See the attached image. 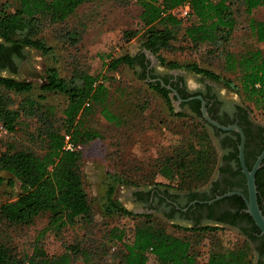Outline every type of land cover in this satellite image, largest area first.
Segmentation results:
<instances>
[{
  "label": "trees",
  "instance_id": "trees-1",
  "mask_svg": "<svg viewBox=\"0 0 264 264\" xmlns=\"http://www.w3.org/2000/svg\"><path fill=\"white\" fill-rule=\"evenodd\" d=\"M92 1L95 0L4 2L0 5V39L7 47H2L1 50L6 52L9 58H22V50L25 48L34 49L43 56L53 57V50L38 38L41 31L46 25L66 22L81 5ZM186 3L189 6L188 22L183 26L184 21L174 16L172 12ZM139 6L142 25L139 52L132 57L108 56L110 60L105 64L106 71H115L121 65L134 70L139 79L144 80L149 88L163 97L169 110L173 112L168 91L158 82L155 84L149 82L150 78H145L138 70V67H143L145 59L143 50H146L168 70L183 68L205 79L222 82L236 93L246 96V99L255 106L264 107V60L258 49L240 56L225 52L227 67L236 69L240 73L238 84L224 80L196 64L180 67L175 63H165L157 56L160 51L173 47L172 44L177 40L180 32L184 43L195 48L227 44L236 29L235 16L239 9H242L248 17L250 31L259 42H264V23L250 18L255 9L264 6V0H139ZM235 6L239 9L234 10ZM12 8L14 9L11 10ZM137 34L136 31L125 33L130 37H135ZM100 77L102 78L99 79ZM106 79L99 74L93 76L75 70L69 79H65L59 76L54 67L46 68L45 82L38 86L40 92L62 94L67 98L62 127L59 129L48 119L51 110L40 103L44 100V96L39 95L37 101L26 98L21 104L15 105L7 95L8 92L28 95L34 89L32 83L0 77L2 90L0 127L7 134H11L16 127L21 126L24 117L37 120L41 118L40 130L34 131L31 136L38 137L43 145L42 155L27 149L7 148L0 152V186L4 183L13 186L17 181L20 188V193L14 201L0 205V225L4 223L8 226H30L37 217L48 214L49 222L45 232L59 233L64 228L75 225L78 220L89 221L91 208L80 176L82 150L64 151L63 144L65 135H69L71 141L78 145L97 138L95 133L84 128L81 122L88 112L86 107L97 106L106 121L113 124L118 122V116L111 110L113 103L105 86ZM176 116L196 119L180 113ZM198 128L199 130L193 131L180 141L179 146L165 158L158 173L168 181V184L159 185L177 191L192 192L210 180L215 169L216 150L206 127L200 123ZM4 173L9 177H3ZM125 184L126 182L117 175L107 176L104 211L107 214L143 218L144 221L134 227L132 239L128 242H123L122 229L113 228L109 231L110 243L122 242L124 252L120 264H147L150 256L157 264H196L197 250L194 242H197L201 234L218 231L221 228L211 226L184 228L170 225L172 229L191 233L190 236H195L196 241L184 236H174L166 232L164 223L161 225L155 222L156 216L135 215L113 198L116 187ZM256 231L258 232L257 229ZM240 235L244 238L247 234L242 232ZM246 237L244 244L238 248L213 247L214 249H210L207 253L205 264H255L254 250L248 242V238L254 239V237L251 235ZM75 253L76 250L67 248L66 252L58 257L48 258L38 246H35L33 253L27 259H22L9 246L0 242V264H70L76 257ZM83 264L96 263L83 259Z\"/></svg>",
  "mask_w": 264,
  "mask_h": 264
},
{
  "label": "rangeland",
  "instance_id": "rangeland-1",
  "mask_svg": "<svg viewBox=\"0 0 264 264\" xmlns=\"http://www.w3.org/2000/svg\"><path fill=\"white\" fill-rule=\"evenodd\" d=\"M6 1L10 0H0V5ZM237 9L239 7L235 6L234 10ZM140 13L139 0H95L85 3L66 22L46 25L38 36L53 50V57L43 56L34 49L22 50L23 62L18 70L11 73L10 78L32 83L34 89L28 95L8 92L7 95L15 105L21 104L26 98L37 101L39 95L44 96L40 103L51 110L48 117L50 123L61 129L67 98L62 94H44L38 86L45 82V70L48 67H54L59 76L65 79H69L75 70L107 78L104 82L113 103L112 113L118 116V122L113 124L106 121L97 106L86 107L88 112L81 120L84 128L97 136L87 143L79 144L83 156L80 176L91 208L89 221L78 220L75 225L66 227L59 233L45 232L49 222L48 214L37 217L30 226H8L1 223L0 242L9 246L19 258L27 259L35 246L48 258H56L66 252L67 248H72L76 250V257L70 264H83V259L96 264H120L124 252L123 245L122 242L110 243L109 231L113 228L122 229L123 242H128L132 239L134 227L142 224L144 219L107 214L104 211L107 176L117 175L126 182L125 185L116 187L113 198L125 209L131 208L132 204L127 197L132 188H151L153 184H168V181L159 175L158 169L165 158L179 146L180 141L193 131L199 130L198 125L202 123L200 120L176 116L178 109L175 103L171 105V112L163 97L149 88L144 80L139 79L134 70L121 65L115 71H106L105 64L110 60L108 56L132 57L139 52V37L142 33ZM172 14L184 21L183 26L187 25L188 17H180L181 13L175 10ZM235 18L236 29L227 44L195 48L184 43L180 32L172 44L173 47L160 51L157 56L165 63H175L180 67L196 64L224 80L238 84L240 73L227 67L225 52L240 56L258 49L264 60V42H259L250 31L248 17L242 9H239ZM250 18L264 23V6L255 9ZM135 31L138 33L135 37L125 35L126 32ZM153 67L157 72L174 71H167L168 69L160 63ZM175 70L194 87L202 77L183 68ZM213 82L219 84L220 92L226 99L241 104L250 111L252 118L264 123V107L255 106L246 96L236 93L222 82ZM1 92L0 89V94ZM22 120L21 126L16 127L13 133L0 134V152L7 148L27 149L42 155V143L38 137L31 136L34 131L40 130L41 118L37 120L24 117ZM212 142L216 150V163L210 179L217 173L221 153L213 139ZM2 176L9 177L5 173ZM19 193L17 181L13 186L2 184L0 205L14 201ZM133 211L135 212H131L135 215L138 212L135 209ZM154 219L161 225L164 223L166 232L196 241L195 236H190L191 233L172 229L170 224L160 217ZM194 244L197 250L196 264H205L210 249L238 248L244 244V238L235 230L221 227L218 231L201 234ZM147 264L157 263L150 256Z\"/></svg>",
  "mask_w": 264,
  "mask_h": 264
},
{
  "label": "flooded vegetation",
  "instance_id": "flooded-vegetation-1",
  "mask_svg": "<svg viewBox=\"0 0 264 264\" xmlns=\"http://www.w3.org/2000/svg\"><path fill=\"white\" fill-rule=\"evenodd\" d=\"M7 47L0 39V77L10 78L18 70L22 58L8 57L2 51ZM149 82L163 83L170 90L168 97L171 105L175 103L178 113L200 120L220 150V160L216 175L204 186L192 192L177 191L165 186L152 185L151 188L136 187L129 192L127 200L132 207L128 211L136 215H154L184 228L226 227L239 234L251 235L248 242L254 250V263L264 264V236L260 234L251 217L246 213L247 198L246 178L239 162L241 137L236 131H223L207 123L201 113L202 102L211 120L228 127L237 126L244 135V162L249 171L264 151V123L257 122L250 111L234 101L226 99L220 92V86L201 77L196 87L189 85L183 75L157 72L146 58L143 67H138ZM171 71V70H167ZM152 78V79H151ZM172 95L170 98L169 95ZM196 97H200L202 102ZM257 202L264 216V157L255 173ZM228 193H239L225 196ZM224 196V197H223ZM222 197L216 200V198ZM132 209V210H131ZM252 220V221H251ZM258 230V232L256 231Z\"/></svg>",
  "mask_w": 264,
  "mask_h": 264
},
{
  "label": "water",
  "instance_id": "water-1",
  "mask_svg": "<svg viewBox=\"0 0 264 264\" xmlns=\"http://www.w3.org/2000/svg\"><path fill=\"white\" fill-rule=\"evenodd\" d=\"M143 53L145 55V58L151 62L152 66H154V65L157 66L159 64L158 59L154 55H152L149 51L143 50ZM169 73L170 74H177V73H179V71L174 70V71H171ZM160 84L162 87H164V84L162 82ZM165 88L167 90H170L173 95H176V93L174 91H172V89L169 86H165ZM169 96H170V98H172L171 94ZM196 98L202 102L200 97H196ZM201 104H202V107H201L202 117L207 123H209L212 126L217 127L218 129H221L223 131H236L241 137V143H240L239 148H238L239 149V156L238 157H239V162H240V166H241V171L246 178L247 198L244 197L243 195L239 194V193H228L225 196L232 195V194H239L240 196H242V198L244 199V201L246 203V208H247L246 213L251 217L255 226L260 231V234L264 236V216L262 215V212L258 206L257 188H256V184H255V173H256V170L259 168L261 160L264 157V151L262 152L261 156L258 158V161L253 166L252 170L249 171L245 165V162H244V156H243L244 135H243L241 129L235 125L223 127V126L217 124L215 121L211 120L210 117L208 116L206 109L204 107V103L202 102ZM175 113H177V111H175ZM221 198L222 197H218V198H216V200L221 199Z\"/></svg>",
  "mask_w": 264,
  "mask_h": 264
},
{
  "label": "built area",
  "instance_id": "built-area-1",
  "mask_svg": "<svg viewBox=\"0 0 264 264\" xmlns=\"http://www.w3.org/2000/svg\"><path fill=\"white\" fill-rule=\"evenodd\" d=\"M176 12H180L182 18H187L188 14H189V6L188 4H184L183 6H180L178 8L175 9ZM5 133L6 132L0 127V134ZM63 150L64 151H68V152H74V151H81V146L78 144H74L71 141V138L69 135H65L64 136V144H63Z\"/></svg>",
  "mask_w": 264,
  "mask_h": 264
}]
</instances>
